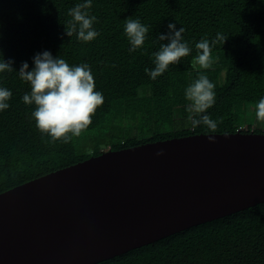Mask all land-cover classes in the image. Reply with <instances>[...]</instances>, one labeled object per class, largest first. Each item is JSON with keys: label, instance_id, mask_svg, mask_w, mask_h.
<instances>
[{"label": "trees", "instance_id": "16d2710c", "mask_svg": "<svg viewBox=\"0 0 264 264\" xmlns=\"http://www.w3.org/2000/svg\"><path fill=\"white\" fill-rule=\"evenodd\" d=\"M80 0H0V50L13 67L31 65L44 50L70 65L87 63L104 103L92 123L68 142L41 133L32 107L21 99L29 85L16 73L0 74L12 91L0 112V194L109 151L200 135L263 134L255 105L264 96V3L261 0H93L99 36L88 43L67 37L68 9ZM149 27L144 46L129 52L127 18ZM169 22L185 29L192 52L152 80L157 36ZM228 38L212 48L208 69L193 67L195 43L217 34ZM198 72L215 84L208 109L214 132L193 126L185 88ZM98 264H264V202L194 226Z\"/></svg>", "mask_w": 264, "mask_h": 264}, {"label": "water", "instance_id": "95a60500", "mask_svg": "<svg viewBox=\"0 0 264 264\" xmlns=\"http://www.w3.org/2000/svg\"><path fill=\"white\" fill-rule=\"evenodd\" d=\"M263 202V134L109 151L0 194V264H98Z\"/></svg>", "mask_w": 264, "mask_h": 264}, {"label": "clouds", "instance_id": "9594fccd", "mask_svg": "<svg viewBox=\"0 0 264 264\" xmlns=\"http://www.w3.org/2000/svg\"><path fill=\"white\" fill-rule=\"evenodd\" d=\"M264 3V0H261ZM93 0H80L68 9L70 19L65 26L67 37L76 36L80 42L88 43L99 36L94 27L97 17L91 14ZM124 35L130 45L129 52H135L144 46L148 38L149 27L139 18H127L124 23ZM185 29L169 22L167 32L160 33L156 42L158 49L152 53L154 67L145 68L146 75L156 80L164 74L170 65L178 64L181 58L189 56L192 47L184 36ZM2 35V34H0ZM228 38L217 34L211 40L201 38L195 43L196 55L192 59L193 67L208 69L212 64L211 51L217 43ZM12 58L5 59L0 50V74L16 73L19 79L29 85L21 97L25 105L32 107L31 118L37 129L52 140L66 143L71 136H79L92 123V115L104 103L103 92L96 89L92 69L87 63L70 65L59 55L53 56L49 50L36 53L31 59V67L27 61L21 62L19 68L13 67ZM189 102L187 111L193 126L203 125L214 132L217 122L208 113L216 102L215 84L203 72L187 85L184 91ZM12 91L0 85V112L10 108ZM255 116L264 121V96L255 105ZM71 133V136L68 134ZM210 142H214L209 136Z\"/></svg>", "mask_w": 264, "mask_h": 264}]
</instances>
